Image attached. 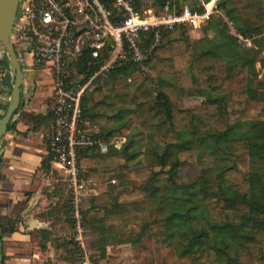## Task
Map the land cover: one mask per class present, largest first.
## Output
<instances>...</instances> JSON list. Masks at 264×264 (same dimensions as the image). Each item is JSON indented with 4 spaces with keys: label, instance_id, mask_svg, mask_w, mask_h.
Listing matches in <instances>:
<instances>
[{
    "label": "trees",
    "instance_id": "1",
    "mask_svg": "<svg viewBox=\"0 0 264 264\" xmlns=\"http://www.w3.org/2000/svg\"><path fill=\"white\" fill-rule=\"evenodd\" d=\"M219 8L231 17L230 19H234L225 2H220ZM259 11L264 22V8ZM175 41L172 33L161 34L156 46L150 50L149 61L154 62L155 66L149 69V77H138L133 80L131 86L101 84L89 93L87 91L82 104L83 117L92 121L101 131L100 136H103L105 142L115 137H126L133 127L138 126L145 132L151 146L162 150L152 166L133 171L128 170L127 166H120L107 171L128 174L132 182L144 186L145 191L141 190V194L144 193L149 201L155 202L159 197V206H165L162 199L165 193L173 196L178 192L192 194L197 192V189L204 191L206 186L203 185H208V182L204 180L203 174L206 175V171H211L231 158L232 165L220 171L222 182L230 187L231 195H205L208 197L207 204L211 212V227L192 232L191 242L181 250L179 259L187 264H264V132L261 133L257 129L254 132L251 127L244 138L231 135L235 132L242 134L238 129L257 123L254 122L257 119L260 120L258 124H264V98L260 95L261 91L264 92V86L258 85L259 94L252 95L249 92L254 91L253 87L248 85L249 89L238 95V99L229 106L227 124L221 126L218 122L214 123L209 115L222 109L223 98L219 95L227 82L232 80V76L228 80L218 77L214 62L216 55L210 51L193 55L178 49L173 54V50L168 46ZM90 53L85 52L77 66L80 74L85 76L83 83L97 73L100 66L107 61V52L103 50L99 55V64L88 73ZM227 53L232 54L229 51ZM241 67H247L250 84L253 86L251 63ZM127 68L112 72L111 76L127 74ZM7 69V61L0 62V70ZM187 86H194L205 92L204 104L193 107L183 105L182 90ZM244 97H247V101ZM125 113L129 114L128 120L116 127L117 120ZM13 129L14 125L10 124L7 131ZM127 143L126 140L125 146L119 151L109 148L104 156L91 152L79 154L78 166L88 170L99 165L106 168L110 160L130 163L136 156L130 154L131 143ZM212 144L216 149L214 153L207 156L198 155L199 150L206 154ZM206 160L210 162L209 165H205ZM193 162L198 164L199 170L182 177L181 166ZM163 181L167 185L166 188L161 185ZM134 191L121 189L115 195L109 194L108 205H117L125 196L132 198ZM99 197L91 199L83 212V225L88 236L87 219L90 218L99 225V221L105 218L103 208H89L91 201ZM69 205L70 201L66 198L59 213L66 221L60 232L64 231L62 234L72 237L74 222L70 216ZM172 207L170 204L167 220L172 226L169 227L170 236H174L173 233L178 230L179 221L183 218ZM247 225L251 226L248 233L238 232L237 228ZM12 231L10 226L5 232ZM218 237L221 239L218 240ZM63 241L68 242L66 245L72 246L79 253L71 241ZM104 241L102 232L94 235L91 248L96 250L98 255L93 264H124L121 258L106 256V250L104 251L102 246Z\"/></svg>",
    "mask_w": 264,
    "mask_h": 264
},
{
    "label": "rangeland",
    "instance_id": "2",
    "mask_svg": "<svg viewBox=\"0 0 264 264\" xmlns=\"http://www.w3.org/2000/svg\"><path fill=\"white\" fill-rule=\"evenodd\" d=\"M126 1L128 2L129 12L118 11L113 7L109 17L112 24L120 26L122 23L132 19L140 21L150 19L153 23H160L168 20L169 16H180L185 8H188L191 13H200L195 0ZM220 2L227 4L228 8L232 11V15H234V19H230L231 17L229 18L222 11L224 18L212 19L210 22L204 24L200 30L194 32L178 26L170 30L162 25L151 27L148 31H139L137 37L128 32L127 39L125 37L122 38V50L119 51L117 58H115L118 53L116 46L113 40L107 36L106 39H103L105 42L104 48L108 51L109 61L113 62L114 68L98 74L92 90L101 84L115 87L123 85L131 86L134 79L149 77V69L155 66L154 62L149 61L151 48L156 46L161 34L172 33L176 41L171 43L168 48L173 50V54L178 49L187 51L193 55L210 51L213 55H216L214 62L218 77L228 80L232 76V80L227 82L221 91L222 94L219 95L223 98L222 109L209 115V118L214 123L218 122L221 126L226 125L228 108L233 101L238 99L237 96L246 91V89H249L248 85L253 87L254 91L249 92L252 95L259 94L258 85L264 86V22L262 20V13L259 11L264 8V0H221ZM115 4L117 5V3ZM167 6L168 9H166ZM99 18L100 16L98 15V21ZM208 25H211V27H208ZM87 31L86 29L80 30L82 33ZM101 31L104 32V30ZM235 35L251 39L252 47L246 48L238 44ZM88 44L86 43L83 54L88 51ZM228 51L232 54H228ZM3 56L5 54L0 55V62L6 60ZM248 63H251L254 74L253 86L250 84L251 78L249 77L247 67H241L243 64L248 65ZM123 68H127V74L111 76L112 72ZM78 75L83 76L79 71ZM6 77L2 81L3 83L6 82ZM45 80L49 84L50 79L45 76ZM260 95L264 98L263 91H261ZM204 96L206 94L201 89L187 86L182 90L183 105L185 107L200 106L205 102ZM246 99L247 97H244L245 101H247ZM0 111L2 115L6 111L3 105H1V98ZM128 118V113L123 114L117 120L116 127L125 123ZM258 121L260 120L257 119L254 121L257 123L239 128L238 132L242 134L235 132L231 135L233 137L244 138L245 134L251 130V127L254 132L257 129L263 133L264 124H258ZM89 122L90 126L85 128L89 137L93 136L106 144L110 143V140L105 142L102 138L103 136H100L101 131L93 125L92 121ZM125 138L128 143H131L129 152L136 156L134 161L123 163L117 160H110L106 168L99 165L88 170L85 169L87 172L86 177L98 184L101 190L100 197L91 201L89 208L92 206L101 207L105 213V218L99 221V225L94 220L87 219L90 236L89 244L93 243L94 235L100 231L105 238L102 245L103 250H106L110 256L121 258L124 264H187L181 261L179 256L181 250L186 248L191 242L192 232H198L200 229L211 227L209 221L211 212L207 204L208 197L213 194L224 195L226 197L231 195L230 187L223 184L220 176V171L223 168L232 165L231 158L226 159L211 171H206V175L203 174L204 180L208 182V185H205V183L203 185V187L206 186L204 191L197 189V192H193L192 194L189 192H178L173 196H168L165 193V196L162 197L165 206H159L157 203L159 202V197L155 202L149 201L144 193L141 194V190L145 191L144 186L141 183L132 182L128 174L122 172L107 173L109 169L120 166H127L126 168L130 171L152 166L155 163L156 156L162 153V150H156L151 146L145 132L138 126L133 127ZM215 151V146L212 144L206 154L201 150L197 152L199 156H207V154L210 155ZM91 153L99 155L94 151H91ZM204 163L205 165L210 164L208 160ZM198 170L199 166L197 163H185L181 166L180 175L182 177L189 176ZM161 185L164 188L167 186L165 181L161 182ZM121 189L135 190L132 198L129 199L125 196L117 202V205H108V195H115ZM201 192L203 193L201 194ZM205 195H208V197ZM170 204H172L173 210H176V213L183 217L179 221L178 230H175V233H173L174 236L169 235L171 233L169 227L172 226L167 222L170 215L168 212ZM250 229V225L237 228L240 233H248ZM217 239L220 240L221 238L218 237ZM67 247H70L67 250L68 260L72 264H79V253L72 246L67 245Z\"/></svg>",
    "mask_w": 264,
    "mask_h": 264
},
{
    "label": "built area",
    "instance_id": "3",
    "mask_svg": "<svg viewBox=\"0 0 264 264\" xmlns=\"http://www.w3.org/2000/svg\"><path fill=\"white\" fill-rule=\"evenodd\" d=\"M195 1L200 13H191L185 8L180 16H169L164 22L132 19L118 26L109 20L110 12L113 7L129 12L126 0H18L10 43L20 66L30 67L31 72L43 71L51 80V122L43 137L46 159L42 166V179L52 190L61 184L70 201L74 234L63 238L79 250L80 264H93L83 212L91 199L101 195V190L98 184L86 177V170L78 166L77 156L91 151L103 156L109 148L119 151L126 144L125 137L112 138L106 144L93 136L90 138L85 129L90 122L82 114L84 95L92 90L98 74L114 68L103 39L109 36L113 40L117 58L122 50V38L127 39L128 32L137 37L139 31H148L158 25L170 30L178 26L194 32L212 19L224 18L218 7L221 0ZM81 29L88 31L82 33ZM235 38L238 44L252 47L251 39L240 35H235ZM86 43H89L88 52H91L88 73L99 64L103 50L107 52V61L83 83L85 76L78 75L76 67L83 57ZM3 58L6 59V54ZM8 74L9 70H1L0 82ZM2 116L0 111V119Z\"/></svg>",
    "mask_w": 264,
    "mask_h": 264
},
{
    "label": "crops",
    "instance_id": "4",
    "mask_svg": "<svg viewBox=\"0 0 264 264\" xmlns=\"http://www.w3.org/2000/svg\"><path fill=\"white\" fill-rule=\"evenodd\" d=\"M30 69L21 66L20 105L10 122L14 129L0 141V264H72L67 258L70 247L63 241L66 235L60 232L66 222L59 215L65 192L61 184L49 189L42 179L43 137L51 122V80L47 84L45 72ZM5 81L0 82V98L7 109L9 75ZM10 226L13 231L5 232ZM89 252L93 260L98 255L90 244ZM106 256L115 257L108 252Z\"/></svg>",
    "mask_w": 264,
    "mask_h": 264
},
{
    "label": "water",
    "instance_id": "5",
    "mask_svg": "<svg viewBox=\"0 0 264 264\" xmlns=\"http://www.w3.org/2000/svg\"><path fill=\"white\" fill-rule=\"evenodd\" d=\"M18 9V0H0V55L6 54L9 76L11 79V95L5 114L0 119V141L17 112L21 99L23 74L17 56L10 43L13 23Z\"/></svg>",
    "mask_w": 264,
    "mask_h": 264
}]
</instances>
